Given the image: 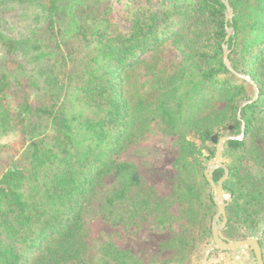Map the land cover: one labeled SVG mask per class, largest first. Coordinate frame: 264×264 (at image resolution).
<instances>
[{
    "label": "trees",
    "instance_id": "obj_1",
    "mask_svg": "<svg viewBox=\"0 0 264 264\" xmlns=\"http://www.w3.org/2000/svg\"><path fill=\"white\" fill-rule=\"evenodd\" d=\"M227 1L228 20L224 0H136L121 28L111 0H0V28L15 13L28 25L17 38L0 30V264H144L107 238L92 253L85 214L99 187L97 213L110 224L135 223L140 209L167 213L171 204L136 193L137 167L119 159L155 127L177 143L172 196L186 226L164 244L172 261L192 252L187 228L203 207L195 179L209 186L211 136L227 133L222 233L255 237L264 264V170L252 176L244 165L264 167L248 143L264 128V0ZM166 44L180 55L172 68L144 58ZM225 46L228 65L259 89L241 120L254 88L228 68ZM223 175L215 168L211 178ZM200 232L211 236L209 227Z\"/></svg>",
    "mask_w": 264,
    "mask_h": 264
},
{
    "label": "rangeland",
    "instance_id": "obj_2",
    "mask_svg": "<svg viewBox=\"0 0 264 264\" xmlns=\"http://www.w3.org/2000/svg\"><path fill=\"white\" fill-rule=\"evenodd\" d=\"M111 3V19L114 25L121 28L126 27L127 22L122 16V10L134 6L136 0H111ZM153 6L158 7L156 0H154ZM2 20L0 30L5 35L17 38L20 34L27 33L28 25L19 17L18 13L8 15ZM152 55L159 59V67H167L168 69L180 60L179 53L167 44L159 51L145 54L144 58L151 62ZM139 71L142 75L141 81L144 82L147 79V76L144 75L146 69L140 67ZM255 133L254 137H248L249 146L255 145L259 155L264 157V128L258 129ZM222 136L231 135L224 133ZM242 136L243 134H238L236 138H242ZM12 138V136H5L1 139V142H8ZM212 146L216 145L212 144ZM176 153V137L155 127L143 140L130 145L120 154L119 159L130 161L137 167L139 185L136 187V193H140L142 197L149 196L155 203L159 202V199H156L158 197L161 202L165 201V203L171 205L168 207L166 214L154 208L151 211L140 209V215L137 216L135 223L110 224L97 213L98 198H100L103 191V187H99L96 202L89 206L85 214L91 252L94 253L98 245L107 238L118 248L129 250L144 264H216L219 262L225 264H256L253 253L248 247L244 246L237 250L224 251V249L217 247L212 235L206 238V242L202 239L200 228L209 227L211 231L212 218L217 211V207L206 208L204 206V204L210 206L209 196L213 199L214 193L211 191L210 186L205 185L199 177L195 179V183L201 191L203 207L201 206L198 210L199 218L195 225L187 228L188 236L192 240L191 246L187 247V250L190 247L193 249L191 254L187 256L188 260L172 261V250L165 248L164 244L182 233L186 226V219L182 216L178 202L172 196V186L175 180L172 162ZM222 161L225 162L223 158ZM212 162L213 160L208 163L207 168L212 165ZM244 165L247 167L246 173L252 174V176H257L260 171L264 170V167L255 168V162L253 165L252 161ZM262 177L261 181L264 182V175ZM104 185L108 188L111 185V179H106ZM140 190L141 192H139ZM226 198H228L227 195ZM158 215L165 217L166 221L163 225L156 224L155 217ZM221 221L222 218L220 217L217 224L219 225Z\"/></svg>",
    "mask_w": 264,
    "mask_h": 264
},
{
    "label": "water",
    "instance_id": "obj_3",
    "mask_svg": "<svg viewBox=\"0 0 264 264\" xmlns=\"http://www.w3.org/2000/svg\"><path fill=\"white\" fill-rule=\"evenodd\" d=\"M224 3L226 5V11H227L226 19L228 20L232 17V11H231V8L228 4V1L224 0ZM227 32L229 35L232 31L228 30ZM227 54H228V50L225 46L224 47V61L227 64L228 68L238 77H240L242 79L249 80V82L253 85V88H254L253 99L246 100V101L242 102L240 105V108L238 110V119L241 120V115H240L241 108L244 107L246 104L253 102L258 97L259 89H258L257 84L255 82H253L249 76L235 72L228 65ZM229 139H233V137H231V136L218 137L217 134H213L211 136V143L216 145V150L214 153V159H213L212 165L204 171L205 178H206V180H207V182L211 188V191L214 193L213 202H214L215 206L217 207V211L212 218L211 235H212V238H213V240H214V242L218 248L224 249V250H237V249L244 247V246L248 247L254 255L255 263L256 264H263L262 250H261V247L259 245L258 240L255 237H249V238L238 239V240H231V239L227 238L226 236H224L222 233V228L225 226V224L227 222V216L225 213V203H224V199H225L226 194L223 190V182L225 181V179L227 178V175H228V170L222 161V152H223V148H224V143ZM215 168H223L224 169V175L218 180L217 183H215L211 178V174ZM228 198H229V196H228ZM220 217L222 218V221L218 225L217 220Z\"/></svg>",
    "mask_w": 264,
    "mask_h": 264
}]
</instances>
